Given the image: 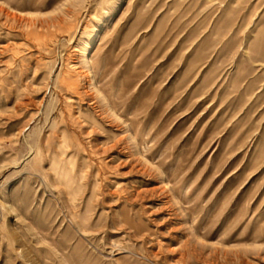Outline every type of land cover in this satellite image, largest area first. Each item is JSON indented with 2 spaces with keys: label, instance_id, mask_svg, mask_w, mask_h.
Returning <instances> with one entry per match:
<instances>
[{
  "label": "rangeland",
  "instance_id": "rangeland-1",
  "mask_svg": "<svg viewBox=\"0 0 264 264\" xmlns=\"http://www.w3.org/2000/svg\"><path fill=\"white\" fill-rule=\"evenodd\" d=\"M0 264H264V0H0Z\"/></svg>",
  "mask_w": 264,
  "mask_h": 264
}]
</instances>
